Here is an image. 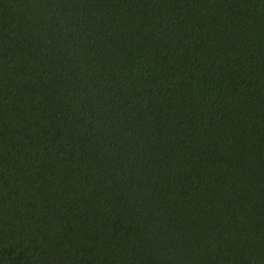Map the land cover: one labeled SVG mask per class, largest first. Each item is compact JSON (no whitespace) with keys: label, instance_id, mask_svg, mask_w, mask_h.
<instances>
[{"label":"trees","instance_id":"trees-1","mask_svg":"<svg viewBox=\"0 0 264 264\" xmlns=\"http://www.w3.org/2000/svg\"><path fill=\"white\" fill-rule=\"evenodd\" d=\"M0 264H264V0H0Z\"/></svg>","mask_w":264,"mask_h":264}]
</instances>
